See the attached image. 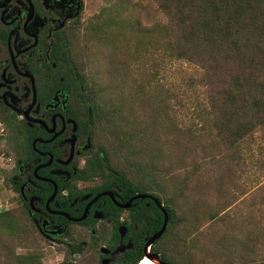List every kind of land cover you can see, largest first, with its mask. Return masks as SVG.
<instances>
[{"label":"rangeland","instance_id":"obj_1","mask_svg":"<svg viewBox=\"0 0 264 264\" xmlns=\"http://www.w3.org/2000/svg\"><path fill=\"white\" fill-rule=\"evenodd\" d=\"M83 2L76 65L110 112L96 143L112 168L167 200L175 214L172 234L154 246L177 264H264V124L239 138L212 127L220 102L211 95L226 89L234 63L221 57L214 69L204 56L172 59V19L155 0ZM158 23L167 27V48ZM14 148L0 130V211L12 210L26 227L23 245L6 244L39 254L42 264H93L97 250L70 255L24 222L12 188ZM4 252L0 264H9L13 256Z\"/></svg>","mask_w":264,"mask_h":264},{"label":"flooded vegetation","instance_id":"obj_2","mask_svg":"<svg viewBox=\"0 0 264 264\" xmlns=\"http://www.w3.org/2000/svg\"><path fill=\"white\" fill-rule=\"evenodd\" d=\"M83 11V0H0V130L2 118L13 126L12 188L35 232L70 255L97 250L93 264H130L158 198L108 174L116 171L92 127L95 92L76 65Z\"/></svg>","mask_w":264,"mask_h":264},{"label":"trees","instance_id":"obj_3","mask_svg":"<svg viewBox=\"0 0 264 264\" xmlns=\"http://www.w3.org/2000/svg\"><path fill=\"white\" fill-rule=\"evenodd\" d=\"M159 4L160 11L169 15L172 19V41H170L172 59L202 60L204 57L213 60V68L221 65L220 59L224 57L234 63L235 72L227 83L226 89L216 95H211V100L220 102L216 105L217 120L212 127L217 131L227 130V135L242 136L246 131L264 124V0H155ZM164 23H158L162 37L159 39L162 47H168L166 41L167 27ZM76 30V37L80 26ZM169 50V49H167ZM204 56V57H203ZM187 59V60H191ZM106 103L95 101L92 103L93 128H107L109 125V109L104 111ZM208 110H211L209 107ZM211 117V111H206ZM7 129L9 139L13 137V126L2 118ZM104 126V127H103ZM117 126L114 124L113 127ZM12 128V130H11ZM219 131V132H221ZM12 132V134H11ZM101 151L108 163V153L101 147ZM264 152V151H263ZM102 165V164H101ZM114 169V168H113ZM116 173H108L110 177L119 183L126 182V187L132 192L145 188L139 182L130 181L122 170L114 169ZM158 200L168 213L165 229L154 244L162 241L172 234L175 214L171 211L167 200L163 203L158 195ZM21 210L24 221L28 226H33L27 214V205L23 201ZM155 215L149 219V226L145 224V234L156 232L163 220V214L155 208ZM157 215L159 220L157 221ZM212 217V215H211ZM148 222V219L146 218ZM26 227L15 218L12 210L0 211V249L5 254L10 253L9 264H42L40 255L35 252L16 251L10 247L8 240L24 244L23 234ZM28 228V227H27ZM151 251L158 254V258L169 264H177L176 260L154 246ZM141 244L137 245L140 246ZM193 255H196V251ZM173 253V251H172ZM143 257L141 247L135 250L130 264L137 263ZM260 264V263H258Z\"/></svg>","mask_w":264,"mask_h":264},{"label":"water","instance_id":"obj_4","mask_svg":"<svg viewBox=\"0 0 264 264\" xmlns=\"http://www.w3.org/2000/svg\"><path fill=\"white\" fill-rule=\"evenodd\" d=\"M108 194L111 195L109 192H108ZM52 197H53V193L50 195L49 200H51ZM96 197L97 196H95L94 199ZM155 202H156V205L158 206V208L160 209V211L163 214V220H162V224H161L160 228L156 232H154L152 235H150L147 238V240L145 241V244H144V247H143V249H144V251H143V257H147L149 259H156L157 262H158V264H169V263H166L164 261L159 260L157 254H152V253H150V252L147 251V248L153 243V241H155L156 239H158L161 236V234L163 233V231L165 229V225H166L167 219H168V213H167L166 209L163 207V205L157 199L155 200ZM119 205L121 207H126L128 205V202L127 203H123V204H119ZM86 210H87V206L85 207V209H84L83 213L81 214V216H79L77 218H73V219L75 221H81L85 217V215H86ZM101 249H103V247H101Z\"/></svg>","mask_w":264,"mask_h":264},{"label":"bare ground","instance_id":"obj_5","mask_svg":"<svg viewBox=\"0 0 264 264\" xmlns=\"http://www.w3.org/2000/svg\"><path fill=\"white\" fill-rule=\"evenodd\" d=\"M137 264H157V261L149 258H141Z\"/></svg>","mask_w":264,"mask_h":264},{"label":"built area","instance_id":"obj_6","mask_svg":"<svg viewBox=\"0 0 264 264\" xmlns=\"http://www.w3.org/2000/svg\"><path fill=\"white\" fill-rule=\"evenodd\" d=\"M0 128H1V125H0Z\"/></svg>","mask_w":264,"mask_h":264},{"label":"clouds","instance_id":"obj_7","mask_svg":"<svg viewBox=\"0 0 264 264\" xmlns=\"http://www.w3.org/2000/svg\"><path fill=\"white\" fill-rule=\"evenodd\" d=\"M139 261V260H138ZM137 264V263H136Z\"/></svg>","mask_w":264,"mask_h":264}]
</instances>
